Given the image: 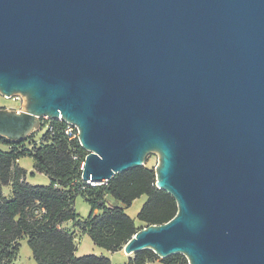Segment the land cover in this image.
I'll return each mask as SVG.
<instances>
[{
	"label": "water",
	"instance_id": "95a60500",
	"mask_svg": "<svg viewBox=\"0 0 264 264\" xmlns=\"http://www.w3.org/2000/svg\"><path fill=\"white\" fill-rule=\"evenodd\" d=\"M0 138L71 125L100 185L157 156L177 212L126 255L264 264V0H0Z\"/></svg>",
	"mask_w": 264,
	"mask_h": 264
},
{
	"label": "trees",
	"instance_id": "16d2710c",
	"mask_svg": "<svg viewBox=\"0 0 264 264\" xmlns=\"http://www.w3.org/2000/svg\"><path fill=\"white\" fill-rule=\"evenodd\" d=\"M68 128L71 130L66 134ZM40 130V137L33 133L20 143L0 138V264H16L20 239L26 240L35 264H112L103 256L76 257V234L87 235L93 245L108 252L122 250L139 229L124 210L141 196L146 197L136 215L141 224L161 225L175 216L176 203L156 188L153 169L132 168L91 186L81 180L87 153L78 144L76 130L61 120H43ZM23 157L32 159L35 173L49 178L48 185L26 183V172L18 166ZM6 186L11 191L8 198L2 193ZM77 196L90 206L86 218L74 210ZM157 259L152 251L141 250L128 264ZM160 263L187 261L175 254L160 259Z\"/></svg>",
	"mask_w": 264,
	"mask_h": 264
},
{
	"label": "rangeland",
	"instance_id": "374dc122",
	"mask_svg": "<svg viewBox=\"0 0 264 264\" xmlns=\"http://www.w3.org/2000/svg\"><path fill=\"white\" fill-rule=\"evenodd\" d=\"M0 107L7 108V109H15L17 108V104L11 99L4 98L0 95ZM42 130H39L35 132L36 138L40 137L42 134ZM19 166L22 168L25 172V181L29 185H48L49 184V178L46 175L38 174L33 171L32 164L33 161L30 157H23L19 161ZM157 164V156L155 154H150L146 157L144 166L147 168L153 169L154 166ZM5 192L8 189H4ZM142 198H146L145 196H142ZM135 199L129 207H127L124 212L127 216H129L135 224H139L140 222L137 220L136 215L138 213L137 204L139 201H136ZM75 212L79 215L81 218H86L91 209L88 203L81 197L77 196L74 200L73 204ZM140 209V208H139ZM143 225V224H142ZM145 225L141 226L144 227ZM67 228H71V223L66 224ZM139 228V227H137ZM75 255L76 257L86 256V255H94V256H103L108 259V254H110L108 251L98 248L91 242L90 238L87 235H83L80 237V235L76 234L75 238ZM113 261H115L117 264H128L127 255L125 253H115L113 255ZM16 264H35L34 260L31 257L30 249L26 243L25 239L19 240V249L16 257ZM151 264H161L160 259L153 261Z\"/></svg>",
	"mask_w": 264,
	"mask_h": 264
},
{
	"label": "crops",
	"instance_id": "0c3cea01",
	"mask_svg": "<svg viewBox=\"0 0 264 264\" xmlns=\"http://www.w3.org/2000/svg\"><path fill=\"white\" fill-rule=\"evenodd\" d=\"M18 166H19V163H18ZM4 189H8V190L5 192ZM2 193H3V195L5 197H7V198L10 197V195H11L10 187L9 186L3 187L2 188ZM145 200H146V198H142V196L139 197V198H137L136 201H139V203L137 204V209L138 210H139V208H141V206L143 205V203L145 202ZM94 213H97V211H94ZM135 226L141 228V226H143V225L141 223H139V224H135ZM81 236H83V235H80V237ZM109 253L110 254H108V257L110 258L109 260L111 261V263L112 264H117L115 261H113V255H115V253H124V252H123V250H120V251H117V252H114V253H111V252H109ZM74 255H75V253H74ZM129 258H132V255H127V259H129ZM15 263H16V261H15ZM151 263H153V262H148V263H145V264H151Z\"/></svg>",
	"mask_w": 264,
	"mask_h": 264
},
{
	"label": "built area",
	"instance_id": "2783aa9c",
	"mask_svg": "<svg viewBox=\"0 0 264 264\" xmlns=\"http://www.w3.org/2000/svg\"><path fill=\"white\" fill-rule=\"evenodd\" d=\"M11 99V101H13V102H15L16 104H17V108H15L14 110L15 111H19L20 109H21V104H23V99L20 97V96H15V97H12V98H10ZM43 120H46V119H43ZM43 120H42V122H43ZM58 120H60V119H58ZM69 125V124H68ZM70 127H72L71 125H69ZM70 128H68L66 131H65V133L66 134H68L69 132H70ZM85 183V182H84ZM87 184V183H86ZM89 185H91V184H89ZM91 186H95V185H91Z\"/></svg>",
	"mask_w": 264,
	"mask_h": 264
}]
</instances>
